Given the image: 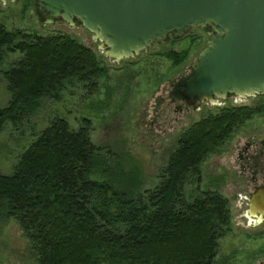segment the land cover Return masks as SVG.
<instances>
[{
  "label": "trees",
  "instance_id": "1",
  "mask_svg": "<svg viewBox=\"0 0 264 264\" xmlns=\"http://www.w3.org/2000/svg\"><path fill=\"white\" fill-rule=\"evenodd\" d=\"M17 53L4 72L10 101L0 105V131L7 123L19 129L43 100L60 102L77 85L94 93L108 79L96 53L70 35L0 23V65ZM165 56L178 67L188 53ZM257 114L223 109L193 124L151 188L138 168L127 170L122 156L93 143L90 119L75 129L55 116L14 172L0 173V223H18L36 264H230L234 257L221 252L232 233L230 202L202 188V163Z\"/></svg>",
  "mask_w": 264,
  "mask_h": 264
},
{
  "label": "rangeland",
  "instance_id": "2",
  "mask_svg": "<svg viewBox=\"0 0 264 264\" xmlns=\"http://www.w3.org/2000/svg\"><path fill=\"white\" fill-rule=\"evenodd\" d=\"M35 0H0V23L10 31L21 30L49 36L68 34L91 48L108 68V79H101L94 93L87 86L77 85L63 93L62 100H43L42 106L19 129L7 123L0 131V173L10 175L18 157L59 116L77 129L82 120H91L92 141L97 146L122 156L127 170L138 168L144 177L145 188L159 183L160 171L167 165L180 137L197 121L218 107L252 104L254 95L217 98L192 108L172 94L175 84L193 75L198 57L211 38L208 26L193 28L181 40L170 38L154 44L132 58L110 55L104 43L83 24L65 20L46 23L37 12ZM187 52L188 58L174 67L165 54ZM21 57L13 54L0 65V105L10 101L4 72L12 61ZM237 129L224 146L220 156L212 155L202 163V188L215 189L213 182L224 177L225 189L232 212V233L221 240L222 255L232 256L230 264H264V224L251 220L241 191L250 172L240 167L239 154L251 145L259 147L264 133V118L254 117ZM250 148V147H249ZM222 150V151H223ZM250 185V184H249ZM247 216L249 217L247 219ZM263 237V238H262ZM0 264H36L23 232L14 220L0 223Z\"/></svg>",
  "mask_w": 264,
  "mask_h": 264
},
{
  "label": "water",
  "instance_id": "3",
  "mask_svg": "<svg viewBox=\"0 0 264 264\" xmlns=\"http://www.w3.org/2000/svg\"><path fill=\"white\" fill-rule=\"evenodd\" d=\"M46 23L65 20L92 31L116 57L132 58L152 45L210 27L195 73L177 92L190 105L264 94V0H35ZM264 215V198L252 199Z\"/></svg>",
  "mask_w": 264,
  "mask_h": 264
},
{
  "label": "flooded vegetation",
  "instance_id": "4",
  "mask_svg": "<svg viewBox=\"0 0 264 264\" xmlns=\"http://www.w3.org/2000/svg\"><path fill=\"white\" fill-rule=\"evenodd\" d=\"M208 29L210 31V27H208ZM189 35L190 34L186 35L185 37H187ZM185 37H183L181 39H184ZM170 38H172V36ZM181 39H179V40H181ZM190 77H192V75H188V76H185L183 78H190ZM183 78H181L175 84L173 92L178 91V89L176 88V85ZM173 92H172V94H173ZM176 97L179 98L180 100H182L183 102H186L187 105H189L192 108H197L199 104L203 103L201 101H196L194 105H190L181 96L176 95ZM255 97L257 98V100H255L252 104L239 105V106L231 105V106H225V107H218L215 110L209 112V114L207 116H209L210 114L220 113L221 111H223V109L228 110L231 108H248V109L255 110L258 112V114L255 115V117L258 116V117L264 118V94H262V95L256 94ZM216 99L217 98H215L211 102H215ZM205 117H203V118H205ZM258 144H259V147H255L254 150H253V148H251V145H249L244 150L243 153L239 154V160L241 162V164H240L241 169L244 170L245 172L246 171L250 172V174H251L250 180L246 181L247 183H245L243 188H242L243 190L241 191V196L244 198V200L246 202L247 212H248L252 222L255 221L258 223V225H261V224H264V215L261 212H258L257 214L254 213V211L252 210V202L251 201L254 197H257L258 199L264 198V133H263L262 137L259 139ZM223 153H224V150L220 154H218V156L222 155ZM216 180H218V181L215 183L213 182L214 186H216V188L214 190L219 191L225 197L226 193L224 192V189L226 187H225L224 177L217 178ZM225 198H227V197H225ZM227 199H229V198H227ZM248 218L249 217L247 216V219ZM260 235L263 236L264 231H262L260 233Z\"/></svg>",
  "mask_w": 264,
  "mask_h": 264
}]
</instances>
